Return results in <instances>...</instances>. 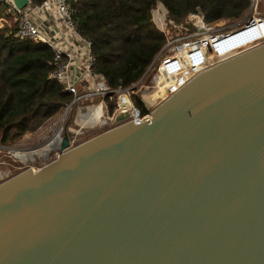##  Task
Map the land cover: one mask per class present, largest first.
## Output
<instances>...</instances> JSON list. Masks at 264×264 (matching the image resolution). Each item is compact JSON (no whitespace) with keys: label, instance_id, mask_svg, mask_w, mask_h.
<instances>
[{"label":"water","instance_id":"water-1","mask_svg":"<svg viewBox=\"0 0 264 264\" xmlns=\"http://www.w3.org/2000/svg\"><path fill=\"white\" fill-rule=\"evenodd\" d=\"M64 129L54 160L0 184V264H264V44L149 120L76 147Z\"/></svg>","mask_w":264,"mask_h":264},{"label":"trees","instance_id":"trees-1","mask_svg":"<svg viewBox=\"0 0 264 264\" xmlns=\"http://www.w3.org/2000/svg\"><path fill=\"white\" fill-rule=\"evenodd\" d=\"M40 4L42 0H30ZM81 35L91 40L96 71L113 89L134 86L143 77L166 35L154 18L158 5L168 20L184 24L198 11L206 24L241 18L250 0H68ZM5 10L0 6V18ZM187 26V25H186ZM14 26L0 29V146L12 147L65 108L72 96L50 75L53 52L45 45L20 41ZM141 113L146 110L135 98ZM115 104H110V111Z\"/></svg>","mask_w":264,"mask_h":264},{"label":"built area","instance_id":"built-area-1","mask_svg":"<svg viewBox=\"0 0 264 264\" xmlns=\"http://www.w3.org/2000/svg\"><path fill=\"white\" fill-rule=\"evenodd\" d=\"M260 1L250 0L248 17L229 30L216 29L212 24H206L199 11L189 14L184 24L190 25L195 30L188 32L189 35L174 44L166 43L156 54L138 83L123 89H113L110 81L96 71L97 61L93 53V44L78 31L68 0H42L40 4H33L29 0L21 10L15 7L13 0H0V6H3L5 10V17L0 18V29L8 28L10 25L8 22H10L15 28V38L45 45L53 52L55 67L50 78L72 96L65 112L98 100L97 106L83 107L85 113L80 112V107L78 108L76 125L80 129L92 128L97 124L81 127L77 121L79 119L86 122L93 116L91 108L96 107H99L101 112L104 109L107 115L111 113V117L106 118L102 113L98 123H100L99 120H104V124H100L105 126L106 121H111L114 125L112 129H114L119 125L138 124L149 120L159 105L179 93L197 74L263 45L264 10L250 13V10L257 9L261 5ZM217 47L220 49L219 53L225 50L223 54L227 57L215 64L210 57L212 52L219 54ZM189 52L191 53L184 58L187 59V65L183 62L177 64L178 62L173 60V57L179 59ZM153 75L166 83V90L163 96L157 98L159 101L156 102L160 104L156 107L155 104L148 106L144 98L139 96L146 110V113L142 114L132 97L137 95L138 89L141 92L145 86L151 94L154 92L155 82L150 81ZM121 97L129 101L127 108L121 104ZM113 99H115V108L109 112L107 102ZM124 112L129 114L128 117L121 123L115 124L114 117Z\"/></svg>","mask_w":264,"mask_h":264},{"label":"rangeland","instance_id":"rangeland-1","mask_svg":"<svg viewBox=\"0 0 264 264\" xmlns=\"http://www.w3.org/2000/svg\"><path fill=\"white\" fill-rule=\"evenodd\" d=\"M264 0L260 1V6L257 9H252L250 10V13L253 14L254 12H260L264 10ZM249 15V7L245 11L244 15L237 19V20H221L218 22L213 23L212 25L214 28L218 29H224V30H229L233 28L234 26L240 24L243 20H245ZM154 18L157 23L158 28L163 31L166 35V43H172L183 39L188 32H193L195 29L191 27L190 25L185 26V24H175L171 20L167 19L165 10L162 8L161 5H158L157 9L154 12ZM9 27L13 26L10 22H8ZM165 43V44H166ZM171 49V47L169 48ZM218 53H219V48L217 47ZM193 52V51H191ZM191 52L185 54L183 57H180L179 59L177 57H173V60L178 62L177 64L180 63H185L187 65V59L186 56L190 54ZM225 50L222 52L224 53ZM215 55L210 58V60L214 59L215 57H218L219 54L222 53H215L212 52ZM211 53V54H212ZM227 57V56H226ZM153 80V83L155 84V89L153 90L154 92L151 94L150 91H148L147 87L145 86L141 92L139 89L136 91L137 95H134L132 97V100L135 104V98H137L142 104L143 102L139 98V96L143 97L148 103V98L151 100H155L153 105L155 104V107L160 104L159 99H157L160 96H163L166 90V83L160 79L157 78L155 75L151 77V80ZM148 82V80H147ZM145 83V82H144ZM150 96H147L149 95ZM135 97V98H134ZM157 99V100H156ZM98 100H95L92 104L86 103L83 106H77L73 109L67 110L65 112V108H63L61 111H59L55 116H53L51 119L47 120L44 124H42L36 131L32 133H28L24 135L22 138L18 139L12 147H2L0 146V184L6 180H9L16 175H18L21 172H24L26 170H38L41 167H43L45 164H48L52 160L55 159L57 152L55 151H49L48 156L46 159H42L38 156H34V160H25L21 161L20 159L16 158L14 154H22V155H27L28 153L34 152L38 149L43 148L45 145L49 144L51 140H54L56 138V135L59 133L60 137H62V134L64 132V127L66 125V129L69 131L68 136L71 141V147H76L91 138L99 135L100 133L112 129L114 125L112 124L111 121H106V125L103 126L101 124H104V120H101L100 123L95 124H90L88 122V126H93L92 128H86V129H80L76 125V117L78 114V108L80 107V112L85 113V110L83 107L86 106H97L98 105ZM115 104V99L112 101L109 100L107 102V106L110 111V104L111 103ZM156 102V103H155ZM151 104V101H150ZM144 105V104H143ZM152 105V104H151ZM115 108V106H114ZM113 108V109H114ZM112 109V111H113ZM100 113L101 110L99 109ZM103 113V114H102ZM102 115L106 118L107 116L111 117V113L107 115L104 112V109H102ZM98 122V121H97Z\"/></svg>","mask_w":264,"mask_h":264},{"label":"bare ground","instance_id":"bare-ground-1","mask_svg":"<svg viewBox=\"0 0 264 264\" xmlns=\"http://www.w3.org/2000/svg\"><path fill=\"white\" fill-rule=\"evenodd\" d=\"M224 58H226V55L222 53L218 57H215L214 59H212L211 61L216 64V63L222 61ZM148 101H149V103L145 100L147 105L148 106H152L155 100H151V99L148 98ZM150 101H151L152 105L150 104ZM120 102H121L122 105L124 104L123 106L125 108H127V106H129V104H128L129 101L127 99H125V97H121ZM99 109H100L99 107L91 108V110L93 112V116L91 118H88V120L86 122L77 119V121L81 125V127L88 126V122H90L91 125L98 123L97 121L101 117V113H102V112L100 113ZM125 113H127V112H124L122 114H125ZM150 118H151V116H150ZM99 121H101V120H99ZM61 138L62 137H60V135L58 133L56 135V138L54 140H51V142L49 144L45 145L43 148L38 149V150H36L34 152L28 153L26 156L22 155V154H18V153L14 154V156L16 158L20 159L21 161H25V160H28V161L31 160L32 161V160H34V156L35 157L38 156V157H40L42 159H46L47 156H48L49 151H55V152L58 151V146H59Z\"/></svg>","mask_w":264,"mask_h":264},{"label":"crops","instance_id":"crops-1","mask_svg":"<svg viewBox=\"0 0 264 264\" xmlns=\"http://www.w3.org/2000/svg\"><path fill=\"white\" fill-rule=\"evenodd\" d=\"M214 55H215V54H214V53H212L210 58H212Z\"/></svg>","mask_w":264,"mask_h":264}]
</instances>
